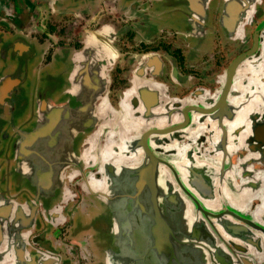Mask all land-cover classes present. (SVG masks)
<instances>
[{"label": "flooded vegetation", "instance_id": "obj_1", "mask_svg": "<svg viewBox=\"0 0 264 264\" xmlns=\"http://www.w3.org/2000/svg\"><path fill=\"white\" fill-rule=\"evenodd\" d=\"M79 57L105 91L42 182L16 142L42 107L79 103ZM5 172L0 264H155L145 228L181 208L166 188L214 248L264 264V0H0Z\"/></svg>", "mask_w": 264, "mask_h": 264}, {"label": "water", "instance_id": "obj_2", "mask_svg": "<svg viewBox=\"0 0 264 264\" xmlns=\"http://www.w3.org/2000/svg\"><path fill=\"white\" fill-rule=\"evenodd\" d=\"M83 62V57L76 60L74 67V75L77 77V84L74 92L77 94L79 103L76 105H68L66 103L60 106L49 105L42 107L39 112L40 117L38 121H36L34 127L29 132L21 134L16 142V148H22L24 150V157L35 163L34 173H41L38 177L42 179V182H48V179L43 177V175L49 171L55 172L51 183L57 181L56 170H58V168L54 167V169H52L49 162L65 157L71 152L75 131L78 132L80 127H88L87 125L91 124V121L93 122L94 101L105 91L107 76L103 73V67L97 64L92 67L84 65ZM90 68L101 70V72L92 73L90 72ZM220 100H222V98ZM81 122L84 126L79 124ZM184 124L185 122L179 124L175 128L181 127ZM170 129L169 127L162 131L165 132ZM150 162L154 164V161L151 159ZM57 167H59V169L63 167L62 163ZM152 169L153 167L146 165L143 173H145L146 170L152 172ZM139 170L140 168H135L132 170V173L139 177ZM36 179L37 178L34 176V180ZM165 190V197H167L165 203L168 204L166 206L167 209L170 208L171 203L175 206L181 204V208L173 213H170L169 210H165L166 214L162 212L159 214L162 219L164 217V219L168 218L169 222L172 223L169 229V224L166 222V227L162 228H166L167 231L161 232L160 234L162 235H159L157 232L155 233L153 225H150V232L145 228L144 234L146 236L147 234L150 235L149 239L151 242L148 250L150 254L155 257V264H187L191 261H195V264H206L207 258L210 259L209 261L211 264H222V261L219 260L221 257H224V264H237L238 260L234 259L231 255L234 250L230 249V253L223 247L224 251H222V246L217 247L218 244H215V238L211 237L216 247L214 248L206 228H204L206 232H201L197 226H194L192 221L184 223V220L191 217L189 209H186L181 202L184 198L180 196L177 197V200L174 198L171 200L169 197H171L173 192H171L169 188ZM175 193H177V191ZM183 202H185V200ZM186 211H188L187 214ZM148 215L152 218L151 222H154L155 218L151 216L150 213H148ZM158 236L161 238L159 240L161 245L164 243L166 244L164 240H167L169 244L168 249L165 250L163 246H161L162 248L160 249L157 244ZM210 236H212L211 232ZM202 249L205 252H203ZM207 252L209 254H207Z\"/></svg>", "mask_w": 264, "mask_h": 264}, {"label": "rangeland", "instance_id": "obj_3", "mask_svg": "<svg viewBox=\"0 0 264 264\" xmlns=\"http://www.w3.org/2000/svg\"><path fill=\"white\" fill-rule=\"evenodd\" d=\"M1 177L4 179L0 181V191L1 192L7 191L6 193H9V195H13L14 193L16 194V192L13 191L11 184V182L13 181L12 173L5 172L4 175H2Z\"/></svg>", "mask_w": 264, "mask_h": 264}]
</instances>
